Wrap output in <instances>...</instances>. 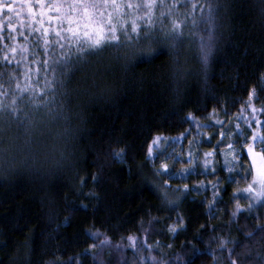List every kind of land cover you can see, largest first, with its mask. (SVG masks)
<instances>
[{"label":"trees","instance_id":"1","mask_svg":"<svg viewBox=\"0 0 264 264\" xmlns=\"http://www.w3.org/2000/svg\"><path fill=\"white\" fill-rule=\"evenodd\" d=\"M208 5L215 38L205 65L200 37L207 39ZM160 11L147 33H130V41L121 35L125 46L87 57L73 74L57 71L64 83L47 108L22 104V120L0 113V264H264V205L256 212L238 198L248 214L231 215L246 181L239 169H225L221 155L238 139L234 124L243 128L239 118L252 115L253 88L251 105L264 120V0H179L171 15ZM17 43H24L18 33ZM5 44L7 33L0 65ZM161 48L168 54L151 62L130 60L136 51ZM9 71L15 69L0 67V91L15 89ZM16 82L25 85L22 77ZM155 136L185 161H166L168 173L159 177L147 157ZM235 147L247 168L245 150ZM156 155L154 146L159 168ZM129 236L142 250L132 249Z\"/></svg>","mask_w":264,"mask_h":264},{"label":"snow or ice","instance_id":"2","mask_svg":"<svg viewBox=\"0 0 264 264\" xmlns=\"http://www.w3.org/2000/svg\"><path fill=\"white\" fill-rule=\"evenodd\" d=\"M178 2L179 0H173L172 3H165L164 0H160L158 4L157 0H35L34 5L32 0H23V2L0 0V43L5 39V33H7V39L11 41V45L3 46L4 64L0 67L12 66L15 69V72L7 73L9 86L15 83V89L11 92L0 91V113L7 112L13 118L22 120L27 116V113L21 110L22 104L37 110L41 107L47 108L51 102L49 96L54 97L56 86L62 87L64 83L63 79L56 76L57 71L61 73V76L73 74L77 66L87 57L98 55L106 48L125 46L124 41H121V35L124 36L125 41H130L132 39L130 33L136 34L137 38L141 31L147 33L154 23V11L159 8L162 17L163 10L167 9L171 15L177 10ZM181 6L189 7V4ZM196 7L195 3L191 4L193 12ZM203 10L204 6L201 5V13ZM141 20L146 25L143 29L138 24ZM203 23L207 25V39L204 36L200 37L201 59L207 65L215 38V16L210 5L207 6V15ZM171 31L175 33V36L181 35L180 22L173 19ZM17 33L23 37L24 43H17ZM29 36L32 40H29ZM41 52L44 56L42 61L39 59ZM162 54L168 53L163 48L153 52L136 51L131 55L130 60L147 63ZM29 56L32 57L31 60ZM32 65L37 67H32ZM41 69H43V76L40 74ZM2 75L3 73H0V76ZM21 77L25 81L23 87L16 82ZM35 77L39 79L34 80ZM261 78L264 79V75ZM2 88L3 85H0V89ZM255 93V88L249 92L251 117L239 118L244 124L243 128L240 122L234 124L235 135L238 139L224 145L229 152L221 150V155L227 171L232 172L234 169H239L237 177L246 181V187L237 189V193L248 194L247 198L251 202L250 210L255 209L257 212L258 206L264 202V120L257 115V109L251 105V99ZM6 99L8 103H5ZM216 123L221 124L222 121L217 120ZM196 126L202 127L199 124ZM224 135V131L219 132L221 138ZM232 135L233 130L229 129L228 136ZM173 139L179 141L180 137ZM235 144L245 150L247 168L245 164L238 163L242 153L235 147ZM154 146L157 150L155 160L160 161L159 168H155ZM212 155V152L204 153L206 159L203 163L206 170L211 164L208 157ZM147 157L153 164L154 174L157 177L168 173L169 165L166 161L176 159L178 162L185 163L174 151L167 152L161 147L160 136L153 137L148 145ZM117 158L122 160L123 156L117 154ZM192 162L193 157L189 152L186 163L191 164ZM211 171L215 172V169L212 168ZM184 174H188L187 170ZM187 187L184 185L185 189ZM212 189L213 198H215L218 194L217 185H212ZM160 191L167 199V180L164 181ZM234 202L237 208L231 215L237 216L239 212L245 210L239 207L237 196H234ZM255 218H259L258 215ZM127 240L135 252L142 250L137 245L136 238L129 236ZM101 243L108 244L109 238L105 237ZM149 258L153 261L152 257ZM144 259L141 257V261Z\"/></svg>","mask_w":264,"mask_h":264},{"label":"rangeland","instance_id":"3","mask_svg":"<svg viewBox=\"0 0 264 264\" xmlns=\"http://www.w3.org/2000/svg\"><path fill=\"white\" fill-rule=\"evenodd\" d=\"M227 152H229V150H228ZM229 159H231L230 156H229ZM224 165H225V164H224ZM237 196H238V198H242V199H244L246 202H248L249 206L251 205V202H250L249 199L247 198V197H248V194H245V193H243V192H240V193H238ZM262 205H264V202H261V205L258 206V208L261 207Z\"/></svg>","mask_w":264,"mask_h":264}]
</instances>
